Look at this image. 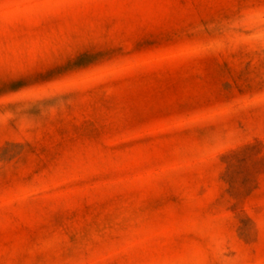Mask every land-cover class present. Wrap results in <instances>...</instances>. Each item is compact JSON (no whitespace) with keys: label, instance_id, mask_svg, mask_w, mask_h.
Instances as JSON below:
<instances>
[{"label":"rangeland","instance_id":"374dc122","mask_svg":"<svg viewBox=\"0 0 264 264\" xmlns=\"http://www.w3.org/2000/svg\"><path fill=\"white\" fill-rule=\"evenodd\" d=\"M0 264H264V0H0Z\"/></svg>","mask_w":264,"mask_h":264},{"label":"snow or ice","instance_id":"6c2138e0","mask_svg":"<svg viewBox=\"0 0 264 264\" xmlns=\"http://www.w3.org/2000/svg\"><path fill=\"white\" fill-rule=\"evenodd\" d=\"M38 86H40L39 82H36L35 84L32 85V87H38Z\"/></svg>","mask_w":264,"mask_h":264}]
</instances>
